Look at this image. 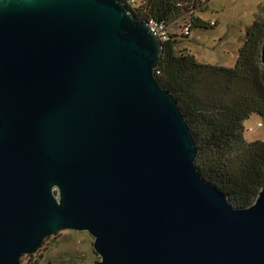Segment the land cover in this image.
Returning <instances> with one entry per match:
<instances>
[{
  "label": "water",
  "instance_id": "95a60500",
  "mask_svg": "<svg viewBox=\"0 0 264 264\" xmlns=\"http://www.w3.org/2000/svg\"><path fill=\"white\" fill-rule=\"evenodd\" d=\"M163 51L121 0H0V264L63 231L96 264H264V187L202 177Z\"/></svg>",
  "mask_w": 264,
  "mask_h": 264
},
{
  "label": "trees",
  "instance_id": "16d2710c",
  "mask_svg": "<svg viewBox=\"0 0 264 264\" xmlns=\"http://www.w3.org/2000/svg\"><path fill=\"white\" fill-rule=\"evenodd\" d=\"M133 1V7L125 4L137 17L163 27L166 39L155 78L173 93L191 129L197 170L234 208L250 207L264 187V141L244 138V124L252 116L264 126V15L248 27L235 65L214 66L201 64L187 48H180V38L186 37L168 30L179 17L188 18L187 35L211 29L199 16L208 11L210 0Z\"/></svg>",
  "mask_w": 264,
  "mask_h": 264
},
{
  "label": "rangeland",
  "instance_id": "374dc122",
  "mask_svg": "<svg viewBox=\"0 0 264 264\" xmlns=\"http://www.w3.org/2000/svg\"><path fill=\"white\" fill-rule=\"evenodd\" d=\"M263 15L264 0H210L208 11L199 16L211 29H198L187 35L188 18L179 17L168 30L186 37L180 38V48H187L201 64L233 67L248 27ZM259 123L262 122L257 116L245 122V140L264 141V126L258 127ZM93 242L87 232L63 231L47 238L35 254L23 256L21 264H96L100 257Z\"/></svg>",
  "mask_w": 264,
  "mask_h": 264
},
{
  "label": "built area",
  "instance_id": "2783aa9c",
  "mask_svg": "<svg viewBox=\"0 0 264 264\" xmlns=\"http://www.w3.org/2000/svg\"><path fill=\"white\" fill-rule=\"evenodd\" d=\"M125 3H127L128 5H130L132 7L135 6V2L133 0H127V2H125ZM129 10H131V9L129 8ZM131 11L133 12V10H131ZM147 24L155 31V33L157 34V36L159 37V39L161 40V42L166 39V36H165L164 30H163V27L157 25L153 21H150ZM258 125H259L258 127H261L263 124L262 123H259ZM250 131H252V129H250Z\"/></svg>",
  "mask_w": 264,
  "mask_h": 264
}]
</instances>
